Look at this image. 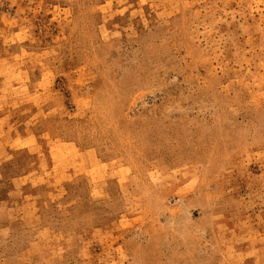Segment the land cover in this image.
Listing matches in <instances>:
<instances>
[{
    "label": "rangeland",
    "instance_id": "374dc122",
    "mask_svg": "<svg viewBox=\"0 0 264 264\" xmlns=\"http://www.w3.org/2000/svg\"><path fill=\"white\" fill-rule=\"evenodd\" d=\"M0 264H264V0H0Z\"/></svg>",
    "mask_w": 264,
    "mask_h": 264
}]
</instances>
